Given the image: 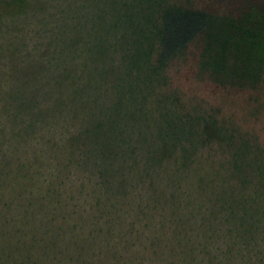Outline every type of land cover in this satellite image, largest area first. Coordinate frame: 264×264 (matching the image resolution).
Instances as JSON below:
<instances>
[{
    "label": "rangeland",
    "instance_id": "374dc122",
    "mask_svg": "<svg viewBox=\"0 0 264 264\" xmlns=\"http://www.w3.org/2000/svg\"><path fill=\"white\" fill-rule=\"evenodd\" d=\"M27 2L0 9V264H264V213L252 229L238 202L264 210V76L219 84L194 41L153 78L103 0ZM109 117L106 148L81 135ZM211 118L225 138L202 137Z\"/></svg>",
    "mask_w": 264,
    "mask_h": 264
},
{
    "label": "trees",
    "instance_id": "16d2710c",
    "mask_svg": "<svg viewBox=\"0 0 264 264\" xmlns=\"http://www.w3.org/2000/svg\"><path fill=\"white\" fill-rule=\"evenodd\" d=\"M102 4L103 10L107 5L112 11V28L122 26L135 35L124 56L130 57L132 65H148L153 78L161 77L167 65L183 56L194 41L200 43L199 70L209 74L215 82L253 87L264 76V0H242L236 6L223 9L194 5L188 0H103ZM27 5V0H0L4 13L23 12ZM103 45L102 50L106 47ZM108 121V131L105 127L102 129L104 121L98 118L80 133L90 139L104 136L102 147L106 148V143L117 137L113 130L110 131L116 119L109 117ZM28 122L32 124V120ZM201 127L202 137L225 138L223 126L214 118L203 119ZM166 128L162 138L180 141L181 137L192 134L193 120L187 117L173 121L170 118ZM256 195L251 196V201ZM238 202L243 208L240 220L252 229L257 228L258 212L263 214L264 210L259 209V204L253 205L244 199ZM247 225L244 230L250 229Z\"/></svg>",
    "mask_w": 264,
    "mask_h": 264
}]
</instances>
